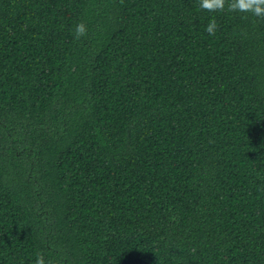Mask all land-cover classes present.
Segmentation results:
<instances>
[{
	"label": "trees",
	"instance_id": "trees-1",
	"mask_svg": "<svg viewBox=\"0 0 264 264\" xmlns=\"http://www.w3.org/2000/svg\"><path fill=\"white\" fill-rule=\"evenodd\" d=\"M38 253L264 264V19L0 0V264Z\"/></svg>",
	"mask_w": 264,
	"mask_h": 264
},
{
	"label": "clouds",
	"instance_id": "clouds-1",
	"mask_svg": "<svg viewBox=\"0 0 264 264\" xmlns=\"http://www.w3.org/2000/svg\"><path fill=\"white\" fill-rule=\"evenodd\" d=\"M198 6L208 12H239L251 14L264 19V0H198ZM218 24L213 17L205 27V31L212 37L216 36ZM87 35L86 25L81 21L74 29V38L80 39ZM35 264H53L51 260H45L43 253H38Z\"/></svg>",
	"mask_w": 264,
	"mask_h": 264
}]
</instances>
